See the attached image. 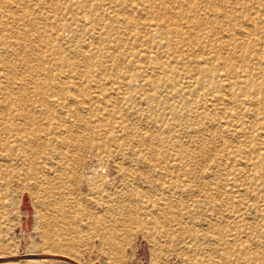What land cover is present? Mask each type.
Instances as JSON below:
<instances>
[{
  "label": "rangeland",
  "instance_id": "rangeland-1",
  "mask_svg": "<svg viewBox=\"0 0 264 264\" xmlns=\"http://www.w3.org/2000/svg\"><path fill=\"white\" fill-rule=\"evenodd\" d=\"M0 264H264V0H0Z\"/></svg>",
  "mask_w": 264,
  "mask_h": 264
},
{
  "label": "bare ground",
  "instance_id": "bare-ground-1",
  "mask_svg": "<svg viewBox=\"0 0 264 264\" xmlns=\"http://www.w3.org/2000/svg\"><path fill=\"white\" fill-rule=\"evenodd\" d=\"M46 170H47V168H44V170L42 172L46 173L47 172ZM94 172H95L94 170H91L90 173L88 174V176L85 175L84 173H82L81 179H84L86 181V183L91 181L92 175H94ZM89 176H91V177H89ZM48 192L51 193V196L49 195L50 197H52L53 195H57L58 199L54 200V202L52 201L51 203H49L48 208H46L48 210V212L46 211L47 214L45 213L46 224H45V231L44 232H45V235L47 237H52V238L53 237H62L64 235V232H65L66 222L70 218V212L73 209L72 204L77 203L76 198H78L79 195L77 193L75 195L68 194L66 192L64 193L61 191V188H57L53 192H51L49 190Z\"/></svg>",
  "mask_w": 264,
  "mask_h": 264
}]
</instances>
